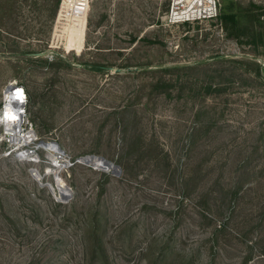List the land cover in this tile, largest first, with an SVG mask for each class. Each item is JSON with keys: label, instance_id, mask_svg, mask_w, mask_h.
Segmentation results:
<instances>
[{"label": "rangeland", "instance_id": "obj_1", "mask_svg": "<svg viewBox=\"0 0 264 264\" xmlns=\"http://www.w3.org/2000/svg\"><path fill=\"white\" fill-rule=\"evenodd\" d=\"M171 3L0 0V264H264V0Z\"/></svg>", "mask_w": 264, "mask_h": 264}, {"label": "bare ground", "instance_id": "obj_2", "mask_svg": "<svg viewBox=\"0 0 264 264\" xmlns=\"http://www.w3.org/2000/svg\"><path fill=\"white\" fill-rule=\"evenodd\" d=\"M173 1L176 3H179L181 0H173ZM201 1H203V0H199V3ZM204 1L208 4H212V2H213V0H204ZM10 86H13V85L11 84ZM13 90H14V87L11 88V91H9L7 93L5 92L4 95L12 94ZM19 90H21V89H19ZM18 103H19L18 101L14 102L15 105H17ZM20 124H21V121L19 119H17L16 121H7L4 123L5 128L7 129L6 130L7 133H9L11 136L10 137L11 142L14 145H16L18 148H22V150L24 151L23 155L25 157L26 162L30 163L32 165L40 163L39 158L36 155L37 151L40 150V151H43L46 153L48 162H51L50 167H52L54 169H58V170L64 169V167H63V163H65V162H63L64 157H62V153H61L59 147L56 145L57 146L56 150H52L51 148L45 149L44 146L48 142L46 143V142L36 141V137L32 132L22 133L20 131ZM27 146H32V147L27 148ZM50 155H53V156H50ZM93 158H96V157H93ZM93 158L92 157H86V158H84V160L88 161V160H92ZM102 161L104 163L110 164L104 160H102ZM105 166H107V165H105ZM93 167H95V166H93ZM32 169H35V168H32ZM115 170H116V168H114V166L111 164L110 170H108V172H115Z\"/></svg>", "mask_w": 264, "mask_h": 264}, {"label": "built area", "instance_id": "obj_3", "mask_svg": "<svg viewBox=\"0 0 264 264\" xmlns=\"http://www.w3.org/2000/svg\"><path fill=\"white\" fill-rule=\"evenodd\" d=\"M212 17H215V6H214L213 2H212V4H208L204 0L201 1L200 3H199V0H190V1L189 0H181L179 3H176L172 0V3L169 7V10L167 11V13L165 15V23L167 26L168 25L169 26L181 25V24L194 22V21L200 20V19H206V18L209 19ZM8 87L9 88H5L4 93L11 91L12 87H14L12 94L17 89H21L22 92L24 93L23 89L20 87H17L14 85L13 86L9 85ZM3 105H4V101H2V107H1L0 112H2V110H3ZM25 105H26V103H24V104L18 103L17 105L14 104V110H16L15 114L18 116V119L21 121L20 131L22 133H23L22 126L25 124L24 123L25 111L23 112V114H20L18 110L20 108H24ZM0 125L5 128L4 123L0 124ZM25 133H27V132H25ZM4 135L11 137L9 133H4ZM18 157L21 158L22 161H26L24 155L22 156L20 154Z\"/></svg>", "mask_w": 264, "mask_h": 264}, {"label": "clouds", "instance_id": "obj_4", "mask_svg": "<svg viewBox=\"0 0 264 264\" xmlns=\"http://www.w3.org/2000/svg\"><path fill=\"white\" fill-rule=\"evenodd\" d=\"M3 101V110L0 112V124H3L7 121H16L18 116L15 114L16 110H14V102L18 101L20 104L26 103L25 94L21 90L17 89L13 94L4 95ZM18 111L20 114H23L25 109L20 108ZM21 155L23 156V154Z\"/></svg>", "mask_w": 264, "mask_h": 264}, {"label": "water", "instance_id": "obj_5", "mask_svg": "<svg viewBox=\"0 0 264 264\" xmlns=\"http://www.w3.org/2000/svg\"><path fill=\"white\" fill-rule=\"evenodd\" d=\"M6 88H9L8 86ZM93 158V157H92ZM103 160V159H102Z\"/></svg>", "mask_w": 264, "mask_h": 264}]
</instances>
